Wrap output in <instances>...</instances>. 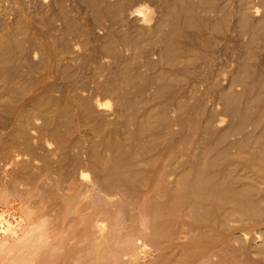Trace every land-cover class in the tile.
<instances>
[{
  "label": "rangeland",
  "instance_id": "obj_1",
  "mask_svg": "<svg viewBox=\"0 0 264 264\" xmlns=\"http://www.w3.org/2000/svg\"><path fill=\"white\" fill-rule=\"evenodd\" d=\"M170 1L171 0H17L15 4L17 8L24 9V11L31 16V21H34L33 30H36V35H38L37 37L39 40L38 42V40L34 38L36 36L32 35V42L29 44L26 43V47H29V45L32 46V44L36 45V55L34 58L30 57L31 60L19 58L22 62L19 59L16 60L17 64L23 66L22 70L27 79V84H23L26 86H24V89L33 88L31 89L32 91L30 90L32 94L29 92V94L24 97V100L27 99L29 95L30 97L33 96L29 98L35 99H33V104L36 103L35 106L39 104V102L42 103L41 100H43V85H40V77L42 78L41 75H44L43 68L46 65L44 63L47 61L46 55H43L44 52L40 50L41 47L39 48L38 44L42 43L44 40H49V43L51 42L50 45L52 50L50 54L49 74H52L49 75L48 80L50 84L49 87H51L50 94L52 99L50 105L51 114L49 113V121L51 123L47 125L39 108L37 107L35 109L36 111H33L34 109L32 107L30 108L31 103H29L28 106L26 102L24 110L27 109L26 111H29L28 114H31L34 118L37 115V120L34 119L35 122L33 124H36L33 127L35 130L33 129L31 133L34 136L33 139H30V143H32L30 146L31 150L30 148L24 149V153L26 154H22L23 152H21L19 160L15 158V161H11L12 159H10V161L6 160L5 162L7 163L4 162L3 164H1L2 161H0V179H2V181L4 179H11L12 175L14 176L13 172L24 167L25 163L28 166V162H30V170H34V174H46L47 171V173H50L47 185L55 187L60 184L64 189L62 193L72 194V191L69 190L71 183L64 179L62 172L65 169L73 173L75 172L76 175L84 174L86 177L82 180V185L84 184V195L88 202L86 207V214L89 219L87 228L89 230L92 229V231L87 229V232L88 234H90L89 232H91V234L95 232L97 237L98 233L95 229V219H102L101 221L105 223L107 228L102 233L101 237L103 240L106 238L105 241L109 242L112 246L114 245V241L111 238L114 237L115 234L113 230L117 232L118 229L120 237L126 238L128 234L132 235L131 233L133 232V234L136 232L135 235H137V229L141 228L140 220L145 221V219H147L146 215L151 213L153 206L157 205L156 203L163 204L168 198H171L172 194L177 189V179L186 171L185 169L188 170L190 167L189 164L192 163V159L196 161L200 158L201 151L205 148V143L203 144L202 139L208 134L205 132L207 129L211 128L212 133L214 132L213 135L217 136L222 133V130L224 132L228 131L229 128L231 129L239 124V122H237L239 119L235 117L234 120H231L230 118H233V116H227L228 113L226 114L225 111H223V109L225 110V106L222 97L227 93H232L233 95L235 93L236 96H241L242 98L238 99L242 102L237 101V103H242H238L240 108L243 103H245L244 100L247 101L248 95H246L245 92L246 85L235 82V79L238 77L240 71V56H243L251 49V46L255 47L251 49L252 52L254 51L252 54L255 55H253L255 59L254 61L252 60L250 64L253 67V62H255V68H253L254 72L257 74L264 73V30L261 31L262 35L259 36L260 39L258 38L257 42H253V44L251 43L252 45H250L249 35H243L240 29V19L243 13L244 15L246 14L247 19L250 18L248 21L250 23H248L249 27L251 25L250 28H256L258 25L260 26L264 23V0H246L245 2H243V0H190V4L193 2V7L189 4V6H191V13H187L189 15H178L180 17L176 19L168 14V6H172ZM1 5L0 20L2 19L3 22L0 21V24H3L9 15L10 17H12V15L14 16V7L10 6V9L7 11L4 9L6 5L3 6L4 3ZM8 6L6 7L7 9L9 8ZM3 9L6 10V12L10 11V13L12 10L13 13H7L8 16L5 17L7 14H5L6 12ZM137 9L147 10L148 21L144 24L145 26L141 22H138V16H132V12ZM190 15H192L191 18ZM187 16L195 22L193 28L192 26L190 29H188L189 27H187V29L185 28L186 26H184L183 23L185 19H188ZM10 19L12 20L14 17ZM160 22H163L161 24L163 28H161L164 34L170 31V27L173 23L181 28L179 38L173 43L174 50L177 51L176 48L178 47V51L177 53L173 51L172 54H168L169 59L166 54L164 55L163 51L165 42L162 40L164 38H162V36L164 34H152L154 33V29H157L160 25ZM1 26L2 25H0V27ZM37 32L39 34H37ZM261 32L259 34H261ZM32 34H35V31H32ZM196 37H198L197 41ZM206 38L207 40H205ZM140 39L144 40V44L141 43L143 46L140 44V42H142ZM150 39L152 40L151 43ZM138 40L139 47L137 45ZM3 41L6 42V39ZM130 41L136 43L135 45H137L140 50H137L136 46L131 44ZM192 45L193 47H189ZM247 46L250 47L247 49ZM130 49H132V51ZM242 50H244L245 53ZM224 52L225 59L223 57ZM175 58L178 61L175 60ZM204 58L208 61V64L206 61L205 65H203V61H205ZM44 59L45 62H43ZM211 59L214 60V64ZM225 60L228 63L225 64ZM200 62H203V64ZM199 64L202 65V67L198 66ZM222 64H224V66H222ZM9 65L15 64L11 63ZM9 65L6 67H10ZM225 65L228 68V73H226L227 75H225V77H223V75L221 77L219 74L221 73L220 67H224L222 68V72L223 69L225 72ZM21 66H19V70H21ZM22 70L21 73L19 72L20 74H22ZM27 73H29V75H27ZM121 77L123 79L125 77H128V79L131 78V85L129 84V86H126L124 82L121 84ZM36 79L40 80L39 83H37L38 81ZM219 79L221 80L219 81ZM198 80L203 81V83L201 81L199 83ZM216 82H218V84ZM35 83L37 85H35ZM209 83H211V85ZM208 85L211 88L208 87ZM15 86L21 88L19 84ZM34 86L37 87V91ZM160 91L162 93H160ZM39 94H41L40 97L38 96ZM243 94L246 99H244ZM15 101L17 102V100ZM248 101L250 103L254 102V104L252 103L253 105L251 104L253 107L248 108L251 109L249 110L251 117H254L257 111L254 107L256 108L257 105L255 106V104L258 99L257 97H253L248 99ZM261 103L263 107L262 113H259L260 118L261 115L264 114V100ZM9 104H11L10 106L13 105V103ZM248 104L247 106H249ZM251 111H254V115ZM40 116H42V119ZM12 118L13 114L10 113V110L8 111V108L5 109L0 107V132L2 128L11 125ZM260 121V125H258L259 128L256 126V129V124L254 126L252 125V127L256 129V132L255 129L254 132L251 131L253 133L251 135L255 137H249L250 141L254 139V141L251 142L253 148H248L250 152H255V150L258 151L259 140L261 142L263 139L261 137H264V115ZM188 123L191 124V126L194 124L192 130L188 128L191 127ZM194 127L196 129H194L193 133ZM250 127L251 124L247 127L246 133L247 131L250 133L248 130ZM255 133L257 136L254 135ZM237 135L238 136L235 135L234 139L233 136L230 137L232 139L228 141L230 142L231 140V142H233L241 140L246 134L241 133ZM206 138L207 137H205L204 140H206ZM262 141L264 142V139ZM114 143H123L121 148L124 147V151L127 150L126 152L132 153L133 166H131V169L134 167L136 172H139L145 180H148H143L142 182L141 180L139 182L128 181L129 184L127 183L126 185L125 183L120 189H112L111 193L105 195L101 189V183L103 182V174L101 172L103 170L102 168L108 167L107 164L109 165L113 152L110 149ZM255 143H257V145ZM178 145H180V148ZM226 145L227 143H223L219 147L223 148ZM176 149L180 153H178ZM173 151L177 153L174 154ZM16 154L17 153H12L11 155L16 157ZM158 156L160 157L158 158ZM172 156L176 159L175 163H173L174 159ZM194 158L197 159L195 160ZM93 160H96V162ZM168 161L170 162L168 163ZM185 163L187 165H185ZM163 164L168 167L166 169L164 166L165 169L169 171L164 169L168 174L162 182L160 179L162 174L160 176L157 170L160 169V166ZM181 168H184L182 173H180ZM169 172L173 173L170 174ZM255 172L251 175L255 176L252 182L256 184L259 181L257 184L259 185V187L257 186L259 190H256L253 196L259 199V206L261 209L263 208L262 212H258L259 215L256 213L254 216L250 214L247 215V213H242L243 217L241 215L240 217H236V215L234 218L233 216L232 223H229L228 226H224L222 230L218 229L221 231L219 234L223 235L222 233H224L223 237L225 238H223V240L222 238L219 239L222 240V243L224 242L220 248L222 249L226 244L223 250L226 248L228 253L227 256L230 257V260H228L230 264H264V251H259L261 247L262 249L264 248V172ZM155 174L157 177H155ZM256 174L260 178L259 180ZM152 175L153 178L159 179L154 180L155 182L153 184L149 181ZM157 181L161 184L155 185ZM146 182L149 184L151 183V186ZM144 185L151 188L147 189ZM94 194H97L96 196L101 195V198L104 200L100 201V204H98L99 201L97 202L94 200L100 197L96 198ZM1 201L4 204L11 203L8 200ZM95 202H97V205H93ZM106 202L108 204H106ZM191 204H186L180 211L185 213H181L183 218L187 214L184 222L185 220L186 222H191L189 218V214L192 211ZM148 215L147 217H150V215ZM129 216H133L134 219H138V217L142 216L141 218L145 217V219H140L139 223L136 221L135 224H132L134 219H132L133 217L130 219ZM186 217L189 218L188 221ZM124 220L126 226L122 224ZM147 220L150 221V218ZM93 221L94 224H92ZM115 224H117V228L114 229ZM118 224H121V227L123 225V227L121 228ZM136 224L140 226L137 227L138 225ZM127 225L131 226L130 228L134 225V231L132 230L133 228L130 229ZM118 227L121 229L119 230ZM131 230L133 232H131ZM88 234L87 236H89ZM93 235L94 234L91 236L93 237ZM221 235L220 237H222ZM91 236L90 239L88 237L89 241L95 238H91ZM217 237L219 238V235ZM113 247L115 248V245ZM218 248H215V251L213 250L215 252L213 253V260L216 258L214 262H216V260L219 262V260L221 261L224 259L221 254L219 255V253H217ZM229 257H225L226 260L229 259Z\"/></svg>",
  "mask_w": 264,
  "mask_h": 264
},
{
  "label": "bare ground",
  "instance_id": "obj_2",
  "mask_svg": "<svg viewBox=\"0 0 264 264\" xmlns=\"http://www.w3.org/2000/svg\"><path fill=\"white\" fill-rule=\"evenodd\" d=\"M16 1L17 0H0V3L2 2L1 4L4 3L3 6L6 5L5 8L4 7L2 8L6 9L7 11L10 9V6L14 7V16L12 15L14 19L11 20L10 18L12 17H10V15L8 16L10 11L6 12V10L3 9L6 12V13L4 12L5 14L8 13L7 15H5L4 13L3 14L5 15V17L8 16L9 19L7 17V20L3 24H0L2 25L1 26L2 29L0 27L1 29L0 31V107H3L5 109L8 108V111L10 110V113L13 114V118L11 119L12 120L11 125L9 124L10 125L9 127L2 128L0 132V159L2 158L0 160L2 161L1 164H3L6 160L10 161V159H12L11 161H15V158L19 160L21 152H23L22 154H26L24 153L25 152L24 149L30 148L31 150L30 146L32 143H30L31 142L30 139L34 138V136L31 133L33 129L35 130V128L33 127L36 124L35 125L33 124L35 122L34 119L37 120L36 119L37 115L34 118L31 116V114L30 115L28 114L29 111H26L27 109L24 110L26 102L28 106H29V103H31L30 108L32 107L34 109L33 111H36L35 109L37 107L39 108L40 113L42 114L43 119L47 125L51 123L49 121V113L51 112L50 105H51L52 99H51V94H50L51 87H49L50 84L48 82L49 75L52 74V73L49 74L50 72L49 62H50V56H51L50 54L52 50L51 45H50L51 42L49 43L48 42L49 40L48 41L44 40L45 42L43 41L42 43L38 44L39 48L41 47L40 50L44 52L43 55H46L47 59L46 57L45 59L47 61L46 63H44L46 65L43 68L44 75L42 74L41 75L42 78L40 77L41 81L36 79L38 81L37 83H39L40 81L41 83L40 85H43V88L41 86L43 90L40 88L42 90L43 100H41L42 103L39 102V104L35 106L36 103L33 104L34 98L30 99L33 97L32 95H31L32 97H30L29 95L30 98L28 97L27 99H25L26 101L24 100V97H26V95H28L30 90L33 88L30 87L31 86L30 84L29 86L30 89L29 88L24 89V86L27 84V79L24 76V73H23L24 71L22 70L23 66H21V64H17L16 60L19 58L21 59L26 58L29 60L30 57L32 58L35 57L36 45L32 44V46L29 45V47H26V43L27 44L31 43L34 35L36 36L34 38L38 40V37H37L38 35H36V30H33L34 21L33 22L31 21L32 20L30 19L31 16L27 12H25L24 9L17 8L16 7L17 5L15 6ZM245 1L246 0H243V2ZM170 2L172 3V6L171 5L168 6V14L172 18L175 17L174 19H176L177 17H180L182 14L184 15L187 13H191L190 12L191 6H189L190 0H171ZM192 3L190 5H192ZM7 4L8 5L10 4V5L8 6ZM7 6L9 7L8 9L6 8ZM11 13H13L12 10H11ZM132 16L133 17L138 16L139 17L138 22H141L143 25L146 24L148 21L146 9H137L133 11ZM191 16L192 15H190V18ZM187 18L188 19L184 18L185 21L183 24L184 26H186L185 28L187 29V27H189L188 29H190L191 26L193 28L195 22L193 21V19H190L188 16ZM249 19L246 18V14L245 15L244 13L241 14L240 29L243 35L244 34L245 36L249 35L248 36L250 39L249 43L250 45H252L253 42L254 43L257 42L258 41L257 39L259 38V36L262 35L261 31L264 30L263 29L264 23L260 26L256 24L258 25V27L255 26L256 28L254 27L250 28L251 25L250 27L248 25ZM0 21H2V19ZM162 23L160 22V25L157 27V29L156 28L154 29V33L152 34L154 35L164 34L162 33L163 31L162 29L163 27L161 26ZM172 25L170 27L171 28L170 31H168L166 34L162 36V38L164 37L163 39L161 38L165 42V45H163L165 47L163 51H164V55L166 54L167 57L169 56L168 54H172L173 51L176 53L178 51V47L176 48L177 51L174 50L173 43L176 39L179 38L181 28H179L178 25H175L174 23ZM155 30H156V33H155ZM32 31H35V34H32ZM260 32L261 34H259ZM37 34L39 33L37 32ZM154 35H153V38H154ZM197 38L198 37H196V41H197ZM5 39H6V42L3 41ZM151 39H150V43L152 41ZM205 40H207V38ZM141 41L142 42H140V44L144 42V40H141ZM130 42L131 44H134V45L136 44V43H132V41ZM135 42H136V39H135ZM143 44L141 45L143 46ZM38 45H37V48H38ZM137 45L139 47V40H138ZM137 45L135 46L138 50L139 48L137 47ZM189 47H193V45ZM249 47L250 46H247V49ZM254 48H255L254 46L253 47L251 46V49H254ZM132 49L130 50L132 51ZM251 49H249L246 53L244 50H242L244 51L245 54L243 56H240L241 58V62L239 65L240 71L238 73V77L234 79H235V82L246 85L245 92H246V95H248L247 96L248 99L257 97L258 101L255 104V106L257 105L256 106L257 109L254 107V109L257 110L255 112L256 115H254L255 110L252 109L254 110V111H251L253 112L254 117L253 116L251 117L249 113V110L251 109H248L249 107H253L252 105L254 104V102L250 103L248 99H247L248 102L244 100L245 103H243L242 107L240 108L239 104H242V103H239L241 101L240 99L242 98L241 96L239 95L236 96L235 93L234 95L232 93H229V94L227 93L223 97L221 95L223 104L225 106V110L223 109V111H225L226 114L228 113L227 116H230V117L231 115L233 116V118H230L231 120L232 119L234 120L235 117L236 119H239V121H237L239 122V124L232 127L231 129L229 128L228 131L224 132L222 130V133L218 134L217 136L213 135L214 132L212 133L211 128L210 129L206 128L207 131H205L206 129L204 130L206 133H208L202 139L203 144L205 143L204 144L205 148H203V150L201 151V155L199 154L200 158L198 159L196 158L197 160L194 158L196 161L192 159L193 160V161L191 160L192 163L190 164L188 163L190 165L188 170L185 169L186 171L180 175L179 179H177V183H176L177 189L172 194L171 198L170 199L168 198L169 200L167 199L163 204L156 203L157 205L153 206L152 211H151L152 214L149 213L150 217H147L148 214L146 215V218L147 219L150 218V221L145 219V217H143L145 221L140 220V219H143L141 218L142 216L138 217V219L135 218L136 220L134 219L133 216H129L130 219L132 217H133L132 219H134L132 224H135L136 221L139 223V220H140L141 230L137 229V232H138L137 235H135L136 232L135 234H133L134 225L132 227L133 229L130 228L131 226L127 225L128 228L133 230V231L131 230V232L133 233H131L132 235L128 234L126 238L119 236L120 233L118 229H117L118 233L116 232V230H113L115 231V234L117 233L116 236L115 234H114V237L111 236L112 237L111 239H113L114 241V245H115V248H114L113 247L114 245L112 246L109 244V242L105 241L106 240L105 237H104L105 240H103V238L101 237L102 233L106 230L107 226L105 225L104 222L101 221L102 219L100 220L99 218H97L95 219V229L98 233V236L96 237L95 232L94 233L92 232V234L95 235V236L93 235L92 237L91 232H89L91 235L88 234L87 232V229H88L87 223L89 219L87 218L86 207H87L88 202L86 201L87 198L84 195L85 194L84 193L85 190L83 187L84 184L82 185V180H84L86 176L84 174L76 175L75 172L73 173L72 171L70 172L64 169V171L62 172L63 177L67 181H70L71 185L69 187V190L72 191V194H64L62 193V191L64 190L62 185L58 184L55 187H52V186L50 187L49 185H47L48 184L47 180L50 174V173H47L48 171L46 172V174L45 173L44 174H39V173L34 174L33 173L34 170L33 171L30 170L31 169L29 166L30 162H28V166L25 163L26 167L24 164V167L13 172L14 176L11 174L12 178L14 177L13 179L11 178L9 180L8 179L6 180L3 178L4 179L3 181L2 179H0V203H1L0 204V264H230V262L228 263V260H230V257L227 256L228 253H227L226 248L223 250V248L226 247V244L225 246H223L222 249L220 248V246L224 244V242L222 243V240L225 237H223L224 233H222L223 235L219 234V232L221 233V231L219 230H222L224 226H228L229 223H232L233 216L234 218L236 215H237L236 217H240V215L243 217L242 213L244 214L247 213V215L250 214L252 216L256 215V213L259 215L258 212L261 213L263 209V208L261 209L259 206V202H260L259 199L254 198L253 196L255 191L259 190L258 189L259 185H257L259 181L258 183L255 184L254 182H252L254 181L255 176L254 175L251 176L252 173H254L255 171H258L255 173H259L260 171L264 172L263 171L264 170V142L262 141L264 137H261L263 133L260 136L263 139L261 140V142L259 140L258 151L255 150L254 152L251 150L252 152H250L248 148L249 149L253 148L252 147L253 144L251 145V142L254 141V139L253 141L252 140L250 141L249 137H255L251 135L253 134L251 131L254 132V129H255L254 127H252V125L254 126L256 124L255 127L256 126L258 127V125H260L259 123L261 122L260 119L264 115V114L261 115V118H260V114L262 113L261 111L263 107L261 106L262 104L261 102L264 100V73L257 74L256 72H254L255 62H253L254 68L250 64L251 61L252 60L254 61L255 59L253 57L254 54H252L254 51L252 52ZM186 55H187V52H186ZM223 55L225 59V52ZM226 58H227V55H226ZM45 59L43 60V62H45ZM175 60L177 59L175 58ZM211 60L213 61V64H214V60L213 59ZM206 61L207 60L203 61L204 64L203 62L202 63L200 62V63L205 65ZM11 63H14L15 65L10 66L9 64ZM226 63L228 62L225 60V64ZM207 64H208V61H207ZM8 65L10 67H6ZM18 65L21 66L23 75L20 74L21 70H19L20 67ZM198 66L202 67V65L200 64ZM222 66H224V64H222ZM225 67L227 69V70L225 69V72H224V69L222 72V68L224 67H220L222 74L219 73L220 71L218 73L221 75V77L222 75L223 77H225V75H227L226 73H228V68L226 65ZM43 70H42V73H43ZM200 73H201V70H200ZM27 75H29V73H27ZM218 77L221 78L220 76ZM220 80L221 79H219V81ZM130 81H131V78L128 79V77L127 78L125 77L124 79L123 78L121 79L120 83L123 84L124 82L126 86L127 85L129 86ZM200 81L198 80L199 83ZM201 82L203 83V81ZM216 83L218 84V82ZM16 84L17 85L19 84L21 88L15 86ZM209 84L211 85V83ZM35 85L37 84L35 83ZM34 87L36 90L37 87L36 86ZM208 87L210 86L208 85ZM160 93L162 92L160 91ZM40 95L41 94H39L38 96L40 97ZM244 99H246L245 96H244ZM15 100H17V102ZM24 101H25V104H24ZM237 101H239L238 102L239 104L237 103ZM9 103H13V105L10 106L11 104ZM247 104L249 106H247ZM32 115H35V114H32ZM42 116H40L41 119H42ZM250 124H251V127L250 129L248 128L250 133L248 131L246 133L247 127H249ZM189 125L191 126V124ZM193 125L191 127H188V126L187 127L192 130ZM194 129L196 128L195 127L193 128V133H194ZM256 129H255V132H256ZM241 133L246 134L243 139L238 140V141H233V142H231V140L230 142L228 141L229 139H232L230 137L233 136V139H234L235 135L238 136L237 134H241ZM254 135H256V133ZM205 137H207L206 140H204ZM186 138H189V137H186ZM223 143H227V145L224 146L223 148H220L219 146ZM255 144L257 145V143ZM122 146H123V143L122 144L114 143L111 146L110 150L113 151L112 152L113 158L111 157V160L109 161V165L107 164L108 167L102 168L103 170L101 173L103 174V179H102L103 182L101 183V189L105 193V195L107 193H111L112 189H115V188L120 189V187L123 186V184L125 183L127 185L128 181L129 182L131 181L139 182L141 180L142 182L143 180H145L139 172H136V170H134V167L133 169H131V166H133V161L131 157L132 153L130 152L131 153L130 154L126 152L127 150L124 151L125 149L124 147L121 148ZM178 146L180 148V145ZM12 153L13 154L17 153L16 157H14V155L12 156L11 155ZM176 153L174 152V154ZM13 157H14V160H13ZM159 157L160 156H158V158ZM173 159H174L173 163H175L176 162L175 157ZM93 161L96 162V160H93ZM169 162L170 161H168V163ZM185 165L187 164L185 163ZM134 166H135V163H134ZM164 166L165 165L163 164L162 166H160L161 167L160 169L158 170L156 169L158 174H160V176L162 174L160 178L162 182L164 178L166 177V175L168 174L166 171H169V170H166L168 167L165 166L166 167L165 169ZM183 169L181 168L180 169L181 172L180 171L179 172L182 173ZM173 172H169V173L171 174ZM151 177L152 178L151 180L149 179V181L152 182V184L155 182L154 180H159L158 178L157 179L155 178L157 177L156 174L154 178H153V175ZM259 179L260 178L258 177V180ZM147 180L148 179H146L145 181ZM158 184H161V183L157 181V184L155 183V185H158ZM149 185L151 186V183ZM145 186L147 189L151 188V187L148 188L149 186L147 185H144V187ZM96 195L94 194L96 198L98 197L100 198L94 201H97V202L99 201L98 204H100V201L104 199L101 198V195L100 196H96ZM1 200H8L11 203L4 204ZM97 202H95L93 205H97ZM188 203L189 204L192 203L191 204L192 211L189 214V218L192 223L186 222V220L184 222L185 216H187V214L183 218L181 214L183 213V211L180 212L182 208L186 206V204L189 205ZM106 204L108 203L106 202ZM186 218L188 221L189 218L188 217ZM123 222L124 223L122 224L126 226L125 220ZM92 224H94V221L92 222ZM115 225H114V229L117 228V224ZM136 225H138L137 227L140 226L139 224H136ZM118 226L121 227V224L120 225L118 224ZM121 228H119V230ZM89 231H92V229ZM215 232L217 236L219 235V238L215 235ZM87 234L89 236H87ZM220 235L222 237H220ZM90 236L91 238H94V237L95 238L92 241H89ZM220 238H222V240H219ZM215 248H218L217 253H219V255L221 254L224 257V259H222L221 261L219 260V262H217V260L216 262H214L216 258L213 260V257H214L213 253H215L214 252ZM260 250L264 251V248L262 249L261 247L259 251ZM225 257L226 258L229 257V259L226 260Z\"/></svg>",
  "mask_w": 264,
  "mask_h": 264
}]
</instances>
